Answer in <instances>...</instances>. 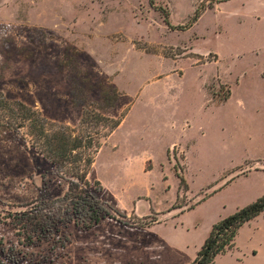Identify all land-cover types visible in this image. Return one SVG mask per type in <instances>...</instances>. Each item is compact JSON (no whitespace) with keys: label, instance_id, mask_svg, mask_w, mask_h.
<instances>
[{"label":"rangeland","instance_id":"1","mask_svg":"<svg viewBox=\"0 0 264 264\" xmlns=\"http://www.w3.org/2000/svg\"><path fill=\"white\" fill-rule=\"evenodd\" d=\"M0 93L121 120L86 177L112 218L89 229L54 204L72 179L0 127L5 264L162 263L264 195V0H0ZM218 259L264 264V214Z\"/></svg>","mask_w":264,"mask_h":264},{"label":"trees","instance_id":"2","mask_svg":"<svg viewBox=\"0 0 264 264\" xmlns=\"http://www.w3.org/2000/svg\"><path fill=\"white\" fill-rule=\"evenodd\" d=\"M149 2L152 3V0ZM198 17L196 11L185 27H190ZM164 22L170 27L166 16ZM120 124L121 120L84 111L77 127L57 125L19 101L6 100L0 93V127L25 129L36 152L52 163L59 174L72 179L68 182L63 198L54 204H57V210L62 214L70 210L74 226L82 229H89L104 219L112 218L109 210L95 195L86 191L90 187L86 177L101 148V140L110 136ZM88 128L95 131L91 133ZM25 214L22 216H29L31 213ZM262 214L264 195L213 224L190 264H215L217 256L234 248L239 229ZM27 218L32 220L31 217ZM0 264L5 263L0 261Z\"/></svg>","mask_w":264,"mask_h":264},{"label":"crops","instance_id":"3","mask_svg":"<svg viewBox=\"0 0 264 264\" xmlns=\"http://www.w3.org/2000/svg\"><path fill=\"white\" fill-rule=\"evenodd\" d=\"M210 229H211V227H210ZM209 231H208V233H209ZM207 235L203 238V240L199 244H197L196 246L193 247V251L191 253L188 250H184V251L174 250L171 253H169L167 256H165V258H163L162 263L160 261L159 263H156V264H190L194 260L197 251L199 250V248L203 244ZM219 257L222 258V255H219L215 258V264H224L223 262L219 261V259H218Z\"/></svg>","mask_w":264,"mask_h":264}]
</instances>
